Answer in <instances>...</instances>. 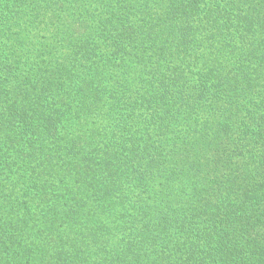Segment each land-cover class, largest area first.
Listing matches in <instances>:
<instances>
[{"label":"trees","instance_id":"1","mask_svg":"<svg viewBox=\"0 0 264 264\" xmlns=\"http://www.w3.org/2000/svg\"><path fill=\"white\" fill-rule=\"evenodd\" d=\"M0 264H264V0H0Z\"/></svg>","mask_w":264,"mask_h":264}]
</instances>
